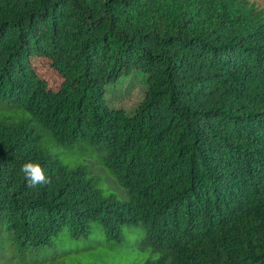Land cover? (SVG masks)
<instances>
[{
  "label": "trees",
  "instance_id": "16d2710c",
  "mask_svg": "<svg viewBox=\"0 0 264 264\" xmlns=\"http://www.w3.org/2000/svg\"><path fill=\"white\" fill-rule=\"evenodd\" d=\"M264 1V0H262ZM42 59L56 74L51 86ZM145 78L132 114L106 87ZM0 99L63 145L105 149L128 201L68 170L26 123H0V255L97 222L142 224L145 264H264V12L247 0H0Z\"/></svg>",
  "mask_w": 264,
  "mask_h": 264
},
{
  "label": "rangeland",
  "instance_id": "374dc122",
  "mask_svg": "<svg viewBox=\"0 0 264 264\" xmlns=\"http://www.w3.org/2000/svg\"><path fill=\"white\" fill-rule=\"evenodd\" d=\"M264 12V1L247 0ZM39 74L51 85L56 83V74L42 59H37ZM145 78L140 70H132L114 84L106 87L108 105L132 114L143 101ZM26 123L30 130L40 137V146L52 159L68 170L82 168L86 177L102 196L114 203L128 201L127 191L105 163V149H97L86 140L72 145L57 142L47 128L34 121L22 107L8 100L0 99V123ZM160 252L146 242L142 224L124 225L120 239L108 238L97 222L88 224V232L78 238L64 229L53 236L45 248L33 250L17 263L10 261V255L3 252L0 264H145L159 259Z\"/></svg>",
  "mask_w": 264,
  "mask_h": 264
}]
</instances>
